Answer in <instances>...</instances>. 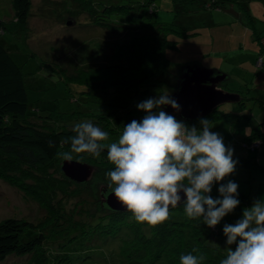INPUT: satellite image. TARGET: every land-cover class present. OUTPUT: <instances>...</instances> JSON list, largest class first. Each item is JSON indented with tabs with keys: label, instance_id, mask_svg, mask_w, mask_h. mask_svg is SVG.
<instances>
[{
	"label": "trees",
	"instance_id": "16d2710c",
	"mask_svg": "<svg viewBox=\"0 0 264 264\" xmlns=\"http://www.w3.org/2000/svg\"><path fill=\"white\" fill-rule=\"evenodd\" d=\"M70 1L68 7L63 3L61 6L70 14L68 17L75 19L85 14L92 25L113 34L114 45L111 53L103 48L90 53V65L82 63L70 69V65L58 63L65 82L76 85L72 92L76 108L66 112L34 110L27 97L25 73L1 38L5 32L20 39L29 37L32 0H10L11 17L0 16V178L44 211L35 221L17 217L0 221V262L13 254L29 255V264H180L181 255L192 253L205 256L201 264H220L226 253L208 243L217 227L208 228L202 218L177 220L170 208L169 219L152 227L136 222L127 210L102 206L99 186H107L106 173L114 170L107 160L106 147L100 157L73 153V159L95 167L94 176L85 184L61 172L63 159L59 154L70 150V144L61 141L74 135L75 124L91 121L107 131L109 139L113 138L124 125L146 114L137 109L138 103L157 97L165 89L171 95L176 88L163 81L165 75L171 74L166 51L176 47L175 40L167 35L174 31L173 25L153 18L155 0ZM200 1L202 8H221L224 1L240 5L239 0ZM258 1L264 4V0ZM247 2L245 7L240 6L253 20ZM115 35L121 39L119 42ZM255 38L262 45L261 37L255 34ZM234 92L240 94L236 102L240 109L247 106L248 100L255 107H264V99ZM235 116L250 118L216 107L203 117L182 121L192 125L202 118L212 122ZM253 130L251 136L240 141V147L251 149L252 142H258L251 149L254 151L264 144L257 140L262 135L258 126ZM55 242L56 247L50 246ZM193 249L198 251L193 253Z\"/></svg>",
	"mask_w": 264,
	"mask_h": 264
},
{
	"label": "rangeland",
	"instance_id": "374dc122",
	"mask_svg": "<svg viewBox=\"0 0 264 264\" xmlns=\"http://www.w3.org/2000/svg\"><path fill=\"white\" fill-rule=\"evenodd\" d=\"M70 2V0H32L28 24L29 37L20 39L7 32L1 35L5 46L25 73L28 101L37 112L48 110L66 112L71 108H76L77 102L73 100L72 93L76 89V85L72 81H69V84L65 82L64 74L59 70L58 63H61L63 67L70 65V69H75L78 64L87 63L90 65L92 59L89 54L98 49L102 50L103 48L105 52H112L113 34L107 29L92 25L85 14L79 15L75 19L68 17L70 14H66L61 6L63 3L68 7ZM116 2L122 3L121 1ZM154 2L153 18L162 23L172 24L171 27L174 30L167 33L168 38L175 40L176 45L175 48H169L166 51L171 74L165 75L163 79L168 86L171 85V88L176 87L177 80L186 67L197 65L218 69V65H216L218 63L224 70L230 71L229 63L234 62L231 61L232 49L235 55L244 49L247 52V49L251 48V43L256 42L258 45L255 36L252 37L250 33H246L244 28L239 31L236 24L248 28L252 33L253 30H257L264 41V25L260 21H264V14L258 12L256 7V5L264 6V4L258 0H249L248 2L239 0L243 7L247 2L249 12L254 17L253 20L248 17L240 5H232L230 1H224L221 8H202L200 0H155ZM67 9L69 10V8ZM229 9L236 10L238 14H234ZM11 15L10 0H0V16L8 19ZM116 37L115 35V39L119 42L121 39ZM243 38L246 41L245 46L238 44V41ZM251 39L254 42H251ZM109 40L111 44L108 46ZM221 48H225L222 53ZM249 86L250 83L236 85L230 81H222V86L220 85L221 88L224 87L223 89L230 92L241 90L240 93L244 97H257L254 89L252 91L248 89ZM164 93L169 94L168 89H165ZM122 96L118 98L119 103L123 100ZM247 103L251 106L253 101L248 100ZM218 108L236 114L243 112L236 102L223 103ZM248 108V106L245 107L244 111H247ZM254 112L257 118L253 114L251 120L235 116L236 118H223L211 122V125L215 124L216 126L215 130L212 126L211 131L214 130L213 132L223 136L225 145L234 150L233 159L238 161L235 172L220 183H227L229 179L238 183L240 204L232 213L223 218L216 226L215 235L213 234L208 239L210 245L220 248L224 253H226L224 225L235 224L242 218L244 209L251 207L255 199H264V169L258 167L255 162V159H259L260 163L258 164L264 167V144L252 151L248 147H240L241 142L238 139L239 136H244L245 129H247L245 136H251L254 126L257 125L262 134L257 137V140L264 143V109L255 107ZM186 124L201 127L199 121L192 125ZM121 134L122 131L104 143L116 142ZM219 186L220 184H214L210 193L213 198L219 197ZM71 205L70 203L69 206ZM171 214L175 215L174 218L177 220L187 217L184 208L173 209ZM42 215H44V211L33 199L26 197L22 191L0 178V221L7 217L35 221ZM50 246L56 247L57 244L55 242ZM0 264H29V255L20 257L11 254Z\"/></svg>",
	"mask_w": 264,
	"mask_h": 264
},
{
	"label": "clouds",
	"instance_id": "9594fccd",
	"mask_svg": "<svg viewBox=\"0 0 264 264\" xmlns=\"http://www.w3.org/2000/svg\"><path fill=\"white\" fill-rule=\"evenodd\" d=\"M168 105L180 111L168 93L138 103L137 109L146 114L124 125L118 140L107 145L103 143L109 140L107 131L91 121L77 123L74 135L61 141L70 144V150L59 155L69 162L73 153L100 157L106 147L107 160L114 165L106 173L108 194L138 223L152 227L164 223L170 206L181 205L183 193L187 217L202 218L208 228H215L240 204L238 183L230 179L220 183L235 172L234 150L220 133L210 130L208 119L199 121V129L189 126L162 110ZM214 184H220L218 198L210 195ZM223 234L226 258L220 264H264V199H255L235 224H225ZM179 259L180 264H201L205 256L188 253Z\"/></svg>",
	"mask_w": 264,
	"mask_h": 264
},
{
	"label": "water",
	"instance_id": "95a60500",
	"mask_svg": "<svg viewBox=\"0 0 264 264\" xmlns=\"http://www.w3.org/2000/svg\"><path fill=\"white\" fill-rule=\"evenodd\" d=\"M226 77L225 73L217 69L197 65L186 67L177 80L174 92L170 95L180 105V111H176L170 105L162 106V109L168 114L178 115L180 119L186 121L203 117L223 103L239 101V93L230 92L220 87V83ZM60 169L67 178L76 183L89 181L95 172L94 166L75 159L70 162L62 160ZM108 193L107 186H99V198L102 206L112 210H126L114 196ZM181 196L182 205L185 197L183 193Z\"/></svg>",
	"mask_w": 264,
	"mask_h": 264
},
{
	"label": "crops",
	"instance_id": "0c3cea01",
	"mask_svg": "<svg viewBox=\"0 0 264 264\" xmlns=\"http://www.w3.org/2000/svg\"><path fill=\"white\" fill-rule=\"evenodd\" d=\"M256 7L258 9V12H261L262 14H264V6H261V5L257 6L256 5ZM229 10L231 12H233L234 14H238V12L236 10H233V9H229ZM251 10H252V8H251ZM261 15H259L260 18H262ZM260 21H261V24L264 25V21L263 20H260ZM236 26H237L239 31L242 28H244L246 33H250L252 35V37H254L255 34H256V37L259 36L257 30H253V33H252V31L246 27H243L239 24H236ZM260 41H262V45H259V41H257V43H258V45H257L256 42H254V40L251 39V42H254V43H251V48L247 49V52L244 51L245 50L244 49L242 52H238L237 54L234 55L233 49H232L231 50V53H232L231 61H234V62L229 63L231 66L230 71H227L226 69L224 70L222 66H220L218 63L216 64V65H218L217 70H219V71H221L227 75V77L225 78L224 81H230L231 83L236 84V85L250 83V86L248 89L250 91H252L253 89L255 90V93L257 95V97L253 96V97H255V99H264V41L262 39H260ZM238 44L245 46L246 45L245 39L243 38L242 40H239ZM224 49L225 48H221V50H220L221 53ZM258 56H262V60H263V65H262V68H260V69H258L255 66L256 57H258ZM234 91H238V90H234ZM250 97H252V96H250ZM247 106L249 107L248 110L244 111L245 109H243L242 114H247L251 120V117L253 116V114L256 115V113L254 112L255 106H252V105L249 106L248 103H247ZM257 108L258 109H264V107H261V108L257 107ZM248 112H250V113H248ZM256 118H257V115H256ZM231 121H235V120H231ZM212 126H213V129L215 130L216 129L215 124H213ZM245 126L247 127L248 125H245ZM197 128H199V126ZM244 133L245 134L243 137L239 136V138H238L239 141L245 139L246 131ZM259 161H260L259 159H255V162L257 163L258 167L264 169V167L262 165L258 164V163H260Z\"/></svg>",
	"mask_w": 264,
	"mask_h": 264
},
{
	"label": "built area",
	"instance_id": "2783aa9c",
	"mask_svg": "<svg viewBox=\"0 0 264 264\" xmlns=\"http://www.w3.org/2000/svg\"><path fill=\"white\" fill-rule=\"evenodd\" d=\"M263 65V60L262 57H258L257 61H256V66L257 67H261ZM258 145V142H252V144L250 145V148L253 149V147H256Z\"/></svg>",
	"mask_w": 264,
	"mask_h": 264
}]
</instances>
